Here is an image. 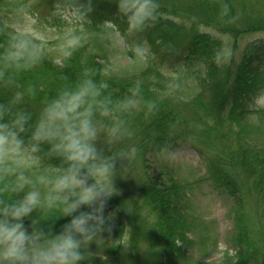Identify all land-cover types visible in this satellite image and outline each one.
I'll return each instance as SVG.
<instances>
[{
	"label": "trees",
	"instance_id": "16d2710c",
	"mask_svg": "<svg viewBox=\"0 0 264 264\" xmlns=\"http://www.w3.org/2000/svg\"><path fill=\"white\" fill-rule=\"evenodd\" d=\"M41 1L52 11L59 3L62 9L72 6L90 40L69 44L60 61L39 51V62L19 72L0 62V101L32 84L37 97L29 99L27 107L38 114L43 99L82 76L103 82L113 101H132L123 114L131 133L124 136L123 144L138 146L139 153L124 165H131L128 175L122 174L123 166L115 180L116 184L128 178L132 187L129 199L121 188L108 200L105 214H113L112 227L103 234L100 247L95 242L90 245L93 253H100L93 256L92 264H139L136 248L118 252L123 235L126 245L136 244L134 235L150 241L146 262L156 258L159 264H206L195 252L205 251L211 241V223L186 213L191 212L185 205L191 196L181 193L170 170L155 176L147 167L142 178L136 176L148 166V153L155 156L161 149L165 153L183 144L205 158L208 186L232 200L231 246L223 252V264H264V110H253L263 96L264 37L243 42L264 34V7L260 8L264 0ZM3 7L0 4V52L13 37L9 33L16 36L12 28L23 23L19 13L9 14ZM145 7L147 18L134 23ZM50 13L48 23L53 25L60 18ZM130 33L147 46L151 57L139 76L119 77L108 64L119 37L123 47L132 45ZM41 37L48 40L45 34ZM28 38L40 50L44 42ZM157 58L183 68L177 76L165 75L156 65ZM190 74L195 75V84L189 81ZM134 101L142 105L139 110H134ZM252 112L259 118H252ZM69 219L51 218L41 227L59 231ZM30 220L25 218V225Z\"/></svg>",
	"mask_w": 264,
	"mask_h": 264
},
{
	"label": "clouds",
	"instance_id": "9594fccd",
	"mask_svg": "<svg viewBox=\"0 0 264 264\" xmlns=\"http://www.w3.org/2000/svg\"><path fill=\"white\" fill-rule=\"evenodd\" d=\"M148 15L145 7L134 23ZM41 55L18 34L0 52V62L19 72ZM105 88L82 76L43 99L38 114L27 107L37 97L32 84L0 101V264H92L100 254L90 245L100 247L111 231L113 214L105 208L119 191L116 177L139 153L138 146L123 144L131 135L123 118L131 99L113 101ZM61 217L70 219L59 231L41 227Z\"/></svg>",
	"mask_w": 264,
	"mask_h": 264
},
{
	"label": "rangeland",
	"instance_id": "374dc122",
	"mask_svg": "<svg viewBox=\"0 0 264 264\" xmlns=\"http://www.w3.org/2000/svg\"><path fill=\"white\" fill-rule=\"evenodd\" d=\"M58 1L63 2L62 0ZM3 2L6 4V7ZM3 2L0 1V4L2 7L4 6V12L8 11L9 14L16 12L15 15L19 13L21 16L20 18L23 23L15 25L12 28L16 35L23 34L27 37L43 41L44 43L38 46L40 49L39 51L48 54L57 59V61L61 60L63 51L71 48L72 45L69 44L77 42L79 39H84L85 42L90 40V35L84 30L83 24H81L83 19L78 18V15L71 9L63 13V19H58L59 21H54L53 25H50L48 23V17L51 14L50 11H53L41 0H3ZM260 2V8H263L264 2ZM30 11L32 14H29ZM54 15L58 17L55 13ZM43 34H45L49 41H45L41 37ZM9 35L14 37L12 33H9ZM131 36L133 40L132 45L123 47L124 44L119 37L118 49L111 53L108 66L111 65V73L116 76L128 78L139 76L151 57L149 56L147 46L144 45V43L139 44L137 37L133 36V34H131ZM258 37H264V34H254L243 42L254 40ZM224 39L226 43H230L231 41L228 37ZM243 44L244 43H241V46H243ZM49 46L51 48H49ZM230 49L229 47L228 50ZM105 56L107 57L106 54ZM155 60H157L156 65L162 73L168 76H177V73L179 74L180 69L183 68V66H178L174 62L164 63V61H160L158 58ZM189 81L193 84L196 83L194 74H190ZM133 105L134 110H139L142 106L138 101H134ZM253 110H256L255 112H259L257 110H264V89L262 98L257 101ZM250 116L252 118H259L254 112H252ZM249 121L252 120L249 119ZM145 158L149 159V163H147L148 166H142V168L137 171L139 174L136 176L142 178L144 176L143 171L146 172L147 167H152L151 171L155 176L157 173L170 170L171 175H173L171 177L182 188L181 193L184 196L188 194L191 196L190 201H187L185 204L191 212L186 211V213L191 215V219H197L199 215L203 216L207 222L211 223L209 227L211 241H207L206 251L197 249L195 256L205 261L206 264L209 262H212L211 264H223V252L231 246V244L228 243V238L233 230V215L230 212L232 200L218 194L208 186L210 182L206 178L208 169L205 158L199 154L198 150L189 147L187 144L180 145L161 155L156 154L152 156V154L148 153ZM43 159L44 161L48 160L45 156ZM142 162L143 158L139 160L140 164ZM130 168L131 165L124 166V168H122V174H127ZM121 180L122 182L116 181V186L119 189L118 192L120 193V191L123 190L125 198L129 199V192L132 184L128 178H123ZM30 226L31 220L29 222V227ZM54 230L58 231L56 229ZM117 235H119V233H117ZM122 237L124 239V242L122 241L121 243L123 248L119 249V253L122 251L130 252L133 248H136L139 264H159L156 258L152 259L153 261L146 262V260L150 258L148 257L150 241L147 240V238H143L141 235H134L133 239L136 241V244L133 246L127 245V247H125L123 244L127 241V238L125 235ZM233 252L234 251H231V254H233Z\"/></svg>",
	"mask_w": 264,
	"mask_h": 264
},
{
	"label": "bare ground",
	"instance_id": "6f19581e",
	"mask_svg": "<svg viewBox=\"0 0 264 264\" xmlns=\"http://www.w3.org/2000/svg\"><path fill=\"white\" fill-rule=\"evenodd\" d=\"M205 251H206V249H205Z\"/></svg>",
	"mask_w": 264,
	"mask_h": 264
}]
</instances>
